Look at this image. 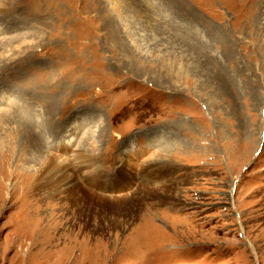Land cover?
I'll return each mask as SVG.
<instances>
[{
  "label": "rangeland",
  "instance_id": "1",
  "mask_svg": "<svg viewBox=\"0 0 264 264\" xmlns=\"http://www.w3.org/2000/svg\"><path fill=\"white\" fill-rule=\"evenodd\" d=\"M0 264H264V0H0Z\"/></svg>",
  "mask_w": 264,
  "mask_h": 264
},
{
  "label": "bare ground",
  "instance_id": "2",
  "mask_svg": "<svg viewBox=\"0 0 264 264\" xmlns=\"http://www.w3.org/2000/svg\"><path fill=\"white\" fill-rule=\"evenodd\" d=\"M6 118H10V116H7ZM3 120V119H2ZM25 142V141H24ZM26 145V144H25ZM24 145V146H25ZM21 155V154H20ZM23 156V155H22ZM21 158V157H20ZM53 168H56V167H53ZM71 176V175H70ZM35 182H38L37 180H35ZM70 182H71V179H70ZM29 186V185H28ZM44 187H45V185L44 184H41L40 182L39 183H32L31 184V188L32 189H37V190H40V189H44ZM52 188H54L55 186H51ZM50 187V189H52ZM67 187H68V191H69V194H71V197H72V199H73V202L74 203H80L81 201H83L82 199H81V197L80 196H78L77 195V187L75 186V184H73V183H69V184H67ZM86 196V195H85ZM87 197V196H86ZM86 201V200H85ZM75 205V204H74ZM111 205V204H110ZM113 205V206H112ZM111 205V207L112 208H114V207H116V204L114 203V204H112ZM104 209V208H103ZM124 209V208H123ZM108 210V209H107Z\"/></svg>",
  "mask_w": 264,
  "mask_h": 264
}]
</instances>
